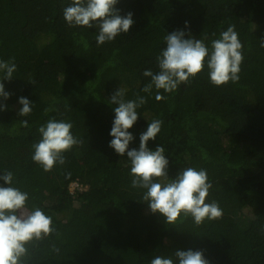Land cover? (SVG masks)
<instances>
[{
	"label": "trees",
	"instance_id": "trees-1",
	"mask_svg": "<svg viewBox=\"0 0 264 264\" xmlns=\"http://www.w3.org/2000/svg\"><path fill=\"white\" fill-rule=\"evenodd\" d=\"M71 2L0 0V60L17 65L10 80H0L10 94L0 98V175L11 171V186L29 194L26 209L40 208L55 229L26 246L22 264H150L156 256L179 264L174 253L189 249L209 264H264V0H118L119 15L131 12L134 23L102 45L95 26L66 23ZM229 25L243 45L238 83L213 85L205 62L174 92L158 90L165 99H155L154 87L141 90L150 82L143 71L159 70L167 34L184 31L211 50ZM119 88L125 100H147L128 129V149H138L150 121L161 119L147 142L151 150L163 146L169 161L168 177L156 182L187 167L205 169L212 184L205 203L218 202L221 218L196 225L181 214L169 224L150 210L145 190L131 185L127 152L109 146L118 107L110 97ZM20 97L32 102L28 116L18 114ZM49 119L70 121L83 143L46 172L31 157L37 129Z\"/></svg>",
	"mask_w": 264,
	"mask_h": 264
},
{
	"label": "clouds",
	"instance_id": "clouds-1",
	"mask_svg": "<svg viewBox=\"0 0 264 264\" xmlns=\"http://www.w3.org/2000/svg\"><path fill=\"white\" fill-rule=\"evenodd\" d=\"M117 2L118 0H72L70 5L63 8V18L69 26H95L98 30L96 43L102 45L113 41L121 33H127L134 23L131 12L119 15V10L115 8ZM185 24L187 26V22ZM212 35L215 36V33ZM164 41L166 46L156 57L159 70L154 73L146 69L142 73L150 78V82L141 90L151 93L154 87L157 90V101L165 99L158 90L174 92L179 85L189 83L190 78L202 72L205 62L213 85L239 82L240 65L244 56L235 25H229L218 39L211 41V50L204 39H194L190 35L185 38V33L181 30L167 34ZM261 47H264V39L261 40ZM16 70L14 58L9 61L0 60V73L3 74L0 80H10ZM9 95L4 90V84L0 83V98L6 100ZM124 96V90L119 88L110 97V102L118 104V107L114 108L115 116L109 133L113 138L109 141V146L120 156L127 152L130 174L133 177L131 185L145 190L142 199L148 202L150 210L161 214L169 224H175L181 214L191 216L196 225L202 224L206 219L221 218L223 213L218 202L205 203L209 189L212 188L205 169L187 167L167 183L156 182L155 178L168 177L169 161L164 155L163 146L158 145L155 150H151L147 147V142L155 139L160 132L163 123L161 119L150 121L147 130L140 135L138 149H128L129 142L134 139L128 129L138 119L137 109L147 100L139 95L136 100H125ZM18 102L22 105L18 114L30 115L32 102L25 97H20ZM4 109L5 105L0 104V110ZM20 126L27 128L28 121L21 120ZM72 127L70 121L55 119H49L40 125L37 131L41 134V139L32 145L33 162L46 172L51 171L57 163L63 165L66 162L63 154L83 143L74 137L70 131ZM0 180L8 185L0 186V264H22V258L28 255L26 246L33 241L43 240L55 231L52 217L38 207L26 209L29 194L11 186V171L5 170L0 175ZM174 256L178 258L179 264H209L200 250H177ZM150 264H174V260L171 257L156 256L151 259Z\"/></svg>",
	"mask_w": 264,
	"mask_h": 264
},
{
	"label": "rangeland",
	"instance_id": "rangeland-1",
	"mask_svg": "<svg viewBox=\"0 0 264 264\" xmlns=\"http://www.w3.org/2000/svg\"><path fill=\"white\" fill-rule=\"evenodd\" d=\"M72 186H75L74 184Z\"/></svg>",
	"mask_w": 264,
	"mask_h": 264
}]
</instances>
